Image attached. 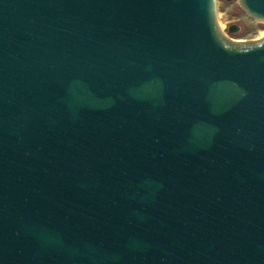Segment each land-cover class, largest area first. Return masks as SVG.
<instances>
[{"label": "water", "instance_id": "water-1", "mask_svg": "<svg viewBox=\"0 0 264 264\" xmlns=\"http://www.w3.org/2000/svg\"><path fill=\"white\" fill-rule=\"evenodd\" d=\"M217 5L0 0V264H264V35Z\"/></svg>", "mask_w": 264, "mask_h": 264}, {"label": "rangeland", "instance_id": "rangeland-1", "mask_svg": "<svg viewBox=\"0 0 264 264\" xmlns=\"http://www.w3.org/2000/svg\"><path fill=\"white\" fill-rule=\"evenodd\" d=\"M218 19L224 31L228 32L231 23L241 26L239 32L229 34L239 40H252L262 37L264 24L247 14L239 5L237 0H218Z\"/></svg>", "mask_w": 264, "mask_h": 264}, {"label": "flooded vegetation", "instance_id": "flooded-vegetation-1", "mask_svg": "<svg viewBox=\"0 0 264 264\" xmlns=\"http://www.w3.org/2000/svg\"><path fill=\"white\" fill-rule=\"evenodd\" d=\"M228 33H229V34H234V33H232V32L229 31V26H228Z\"/></svg>", "mask_w": 264, "mask_h": 264}, {"label": "bare ground", "instance_id": "bare-ground-1", "mask_svg": "<svg viewBox=\"0 0 264 264\" xmlns=\"http://www.w3.org/2000/svg\"><path fill=\"white\" fill-rule=\"evenodd\" d=\"M220 25L222 26V24L220 23ZM264 35V31H263V33H262V36Z\"/></svg>", "mask_w": 264, "mask_h": 264}]
</instances>
